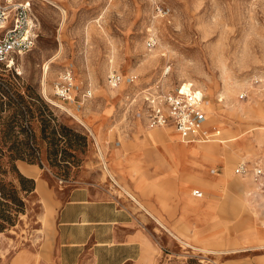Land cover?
I'll return each mask as SVG.
<instances>
[{"label":"rangeland","instance_id":"1","mask_svg":"<svg viewBox=\"0 0 264 264\" xmlns=\"http://www.w3.org/2000/svg\"><path fill=\"white\" fill-rule=\"evenodd\" d=\"M14 1L38 37L0 66V165L35 189L0 233V264H264V193L236 174L264 169V0ZM112 73L135 83L112 88ZM183 85L205 96L207 143L148 128V91ZM79 188L96 191L94 224L63 231Z\"/></svg>","mask_w":264,"mask_h":264},{"label":"built area","instance_id":"2","mask_svg":"<svg viewBox=\"0 0 264 264\" xmlns=\"http://www.w3.org/2000/svg\"><path fill=\"white\" fill-rule=\"evenodd\" d=\"M38 37L35 17L30 2L14 0H0V66L8 69L15 68L14 56L30 52ZM152 46V43L149 44ZM135 78H124L121 74L112 73L108 77V84L118 88L123 83L134 84ZM259 83L258 80L255 81ZM58 96L62 101L72 100L75 90L74 75L66 70L56 84ZM92 91L84 98H91ZM247 94L241 96V99ZM204 94L192 86L185 89V85L171 91H164L156 87L149 90L145 98L147 125L150 129L171 128L180 137L181 142L207 143L210 141V128L207 127L208 117L205 110ZM253 174L255 182L264 193V169L260 166L251 172L247 164H241L236 174L245 176ZM197 198L203 196L199 189L193 191Z\"/></svg>","mask_w":264,"mask_h":264},{"label":"trees","instance_id":"3","mask_svg":"<svg viewBox=\"0 0 264 264\" xmlns=\"http://www.w3.org/2000/svg\"><path fill=\"white\" fill-rule=\"evenodd\" d=\"M3 83H0V92L3 89ZM9 169L0 165V233L15 225L21 213L26 211V202L21 196V192L31 193L35 189V182L19 176L20 189L7 180ZM14 167L11 166V170Z\"/></svg>","mask_w":264,"mask_h":264},{"label":"crops","instance_id":"4","mask_svg":"<svg viewBox=\"0 0 264 264\" xmlns=\"http://www.w3.org/2000/svg\"><path fill=\"white\" fill-rule=\"evenodd\" d=\"M207 111V110H206ZM96 191L90 188H79L72 191L68 201L61 210V226L64 229H75L86 220V214L91 207L98 203L95 199ZM74 216V217H73ZM94 221L88 220L85 224L90 225ZM77 226V227H76ZM65 227V228H64ZM86 226H84L85 228ZM75 246L77 245L74 244Z\"/></svg>","mask_w":264,"mask_h":264},{"label":"bare ground","instance_id":"5","mask_svg":"<svg viewBox=\"0 0 264 264\" xmlns=\"http://www.w3.org/2000/svg\"><path fill=\"white\" fill-rule=\"evenodd\" d=\"M52 62H53V61H52ZM49 64H50V63H49ZM205 108H206V102H205ZM163 129H165V128H163ZM124 191H125V190H124ZM128 195H129L130 198H132V200H133L134 202H136L137 204H139L140 207H142L146 212H149V211H147V209H146L142 204H140V203L136 200V198H135L133 195H131V194H129V193H128ZM132 200H131V201H132ZM142 208H141V209H142ZM144 210H143V211H144ZM157 220H158V219H157ZM158 221H159V220H158ZM158 224H159V223H158ZM159 225H160V224H159ZM187 246H188V245H187ZM262 249H264V248H262ZM204 252H206V251H204ZM223 253H225V252H223ZM237 253H239V252H237ZM215 254H216V253H215Z\"/></svg>","mask_w":264,"mask_h":264}]
</instances>
